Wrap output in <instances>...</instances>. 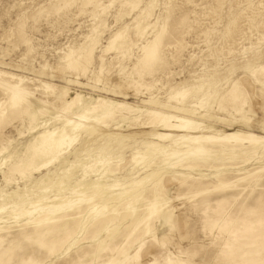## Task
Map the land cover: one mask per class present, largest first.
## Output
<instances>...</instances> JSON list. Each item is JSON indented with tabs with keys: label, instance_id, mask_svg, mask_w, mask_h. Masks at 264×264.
Wrapping results in <instances>:
<instances>
[{
	"label": "bare ground",
	"instance_id": "bare-ground-1",
	"mask_svg": "<svg viewBox=\"0 0 264 264\" xmlns=\"http://www.w3.org/2000/svg\"><path fill=\"white\" fill-rule=\"evenodd\" d=\"M183 1H188L189 4L192 2L195 6L198 4L195 0ZM52 2L57 13L62 9L73 8L76 11L72 10L75 12L74 15L90 14L93 22L91 29L88 28L90 32L83 36L86 43L77 45L79 39L76 44L69 43L67 48L64 47L67 49V51L64 49V54L60 52L63 54L61 60L67 67L87 70L89 64L94 61L100 45L102 30L99 27L102 22L98 17L105 11L104 1L53 0ZM127 2L128 0H122L121 5ZM132 3L135 8L139 5L135 0H132ZM262 5L254 6L249 3L234 14L223 38L235 39V43L249 38L248 32H254L264 24ZM156 6V0H151L147 8L142 9L132 24H129L135 29L137 41L129 38L131 26L126 25L113 32L108 43L102 46L103 53L114 50L117 53L116 58L120 61L130 57L133 46H137L141 54L126 78H129L131 83L137 85L141 83L140 86L146 87H151L157 80L152 77L153 81H142L144 74H155L160 65L162 68L163 63L167 64L164 61L162 48L169 32L168 27L171 28L169 18L171 16L170 20L172 19V12L179 7L178 4L169 7L167 18L164 17L165 20L159 31L156 30L158 19L156 18V21L151 19ZM43 12L45 13L39 8L35 16L38 17ZM126 14L128 13L120 7L115 17L117 20L123 19ZM189 14L186 10L178 20L173 19V21L177 26L187 24ZM240 14L242 17L246 16L250 26L243 28L240 34H236L240 29ZM73 20L76 21L74 18ZM23 23L19 24L17 34L20 42L26 43L28 34L23 31ZM179 27L181 28L182 25ZM34 29L36 30L35 27ZM181 45L182 40L175 46L179 48ZM231 51L230 49L229 52ZM104 66L102 60L101 71ZM262 70L264 66L253 70V73ZM28 80L29 78L24 76L0 69L1 178L9 185L12 181H16L18 176L23 180L34 179L36 173L45 169L47 171L56 169L60 174H64L73 167H80L82 173L74 179L76 183L73 186L57 180L61 188L57 192L45 187L33 191V196L23 192L22 199L17 203L11 202L8 205L0 200V264H137L140 251L133 255L130 251L137 246L138 241L149 233H153L154 240L157 239L158 231L154 230L157 229L158 224L164 227L176 225V207L163 188L164 178L167 181H176L181 188L189 191L191 211L195 209L194 207L201 209L213 202L215 215L210 217L212 212L209 211V215H204L205 219L198 217L204 234L210 237L213 245L226 246L228 251L233 244L243 256L259 251L260 244H256L248 236L253 234L248 227L249 225L257 227L262 223L260 219L262 217H258L259 213H256V210L260 209L257 207L260 199L258 198L255 203L253 202V206L247 207L241 214L239 207L236 212L231 211L232 205L237 203L240 196L245 200L249 195H254V192L258 193L261 181H264V134L256 133L249 128V118L246 115L243 114L240 118L234 115V112L242 113L247 101L245 95L239 92L238 82L227 92L229 95L227 106L230 107H226L222 101L219 103L221 108L231 110L228 118H218L210 110L205 112L202 106H199L202 100L189 102L187 98L192 93V88L185 86L174 91L167 98L168 104H161L168 106V110L162 106V109L137 108L136 110L144 117L145 124L152 127L147 135L153 141H145L143 147L135 148L130 160L133 167L116 173L119 170L118 166L121 165L120 162L124 160L123 154L118 150H108L105 144H98L99 141L106 140L105 136L108 134L97 131L99 128H106L109 124L107 119L112 113L107 112L106 109H122L126 105L114 104L110 100L98 97L93 98L85 107L74 113V108L83 105L80 96L77 95L66 108H57V114L53 115L49 109V101L36 96L34 89L27 85ZM259 81L264 100V80ZM44 85L49 89L52 86L48 83ZM194 88L200 89L199 86ZM67 91L66 89L65 93ZM240 97L243 98V102H238ZM172 101H177V104H172ZM101 108L105 109L103 113H99ZM195 115L206 119L196 118ZM209 119L226 121L229 128L221 129L215 124L208 123ZM14 120H18L19 123L13 126L16 127L19 136L26 137L19 148L13 145L12 137L2 131L3 127L10 125ZM134 120L130 121L134 122ZM74 150L79 154L78 159L75 162L68 161L66 166L69 168H65L63 163L70 159L69 156ZM154 162H156L155 167H153ZM41 174L39 187L46 185L45 174ZM216 193L221 194L216 195L218 197H210ZM260 196L264 197V190ZM108 198H112L113 201L108 202ZM254 243L256 245L253 246ZM43 251L46 260L40 259V253ZM233 256V253L227 254V258ZM166 264L197 263L192 258L170 257Z\"/></svg>",
	"mask_w": 264,
	"mask_h": 264
},
{
	"label": "rangeland",
	"instance_id": "rangeland-1",
	"mask_svg": "<svg viewBox=\"0 0 264 264\" xmlns=\"http://www.w3.org/2000/svg\"><path fill=\"white\" fill-rule=\"evenodd\" d=\"M52 1L53 0H0V69L16 73L27 79L29 78L27 85L34 89L36 96L43 97L49 101V109L53 115L57 114V108H66L73 97L77 95L80 96L83 105L75 106L76 108L73 110L74 113L78 112L81 107H85L93 98L103 97L112 101L114 104L124 103L126 105L125 108L106 109L107 112L112 113L107 119L109 124L106 128H99L97 131V133L101 132L108 134L105 136L106 140H102V142L99 141L98 144H105V146H108V150H118L123 154L124 160L120 162L121 165L118 166L119 170H117L116 173L133 167L131 165L133 163H131L130 160L135 148L143 147V142L145 141H153V139L147 135V132H149L152 127L145 124L144 117H142L141 113L136 109H150L154 107L162 109L163 107L168 110V106H162L161 104H168L167 98L174 91L184 86L192 88V95L190 94L187 98L189 102L202 100V104L200 103L199 106H202L205 112L210 110V112L218 118H228L231 110L221 108L219 103L222 101L226 107H230L227 106L229 102V95L227 92L238 82L237 86L239 92L245 95L247 101L242 113L234 112V115L237 118H240L243 114L246 115L249 118V128L256 133L264 134V100L262 97V87L259 81L264 80V70L253 73V70L264 66V24L258 29H255L254 32H248L249 38L247 39L249 40L241 39L235 43V39L226 40L223 38L225 29L234 14L244 9L249 3H252L254 6H256V4L259 6L263 4L261 10L262 13H264V0H195V2L198 3L196 6L193 5L192 2L189 4L188 1L183 0H156L157 6L154 9V14L151 19L153 21H156V18L158 19L156 30L159 31L161 30L165 18H167L166 16L168 15L169 9L175 4H178L179 7L174 10L175 12L173 11L174 15L172 12V19L170 20L171 16L169 18V25H171V28L168 27L169 32L162 48L163 57L165 56L164 61H166L165 63L167 64H162L163 69L160 65V68L158 67L156 69L155 74L145 73V77L143 76L144 78L142 81H153L152 77L157 80L151 87L140 86L141 83L138 85L131 83L129 78H126L137 62V57L141 54L137 46H133L132 55L130 57H126L121 61L116 58L117 53L114 50L104 53L102 51V46L108 43V39L112 33L126 25L131 26L129 38L133 41H137L135 29L129 24H132L142 9L147 8L151 0H135L139 4L136 8L133 7L132 0H128V4H123V6L121 5L122 0H103L105 11L103 13L101 11L103 15L98 17L102 22V25L99 27L102 30L100 45L96 51L94 61L91 65L89 64L87 70H83L82 68H69L61 59L65 50L67 51L64 47L67 48L69 43L76 44L79 39V44L77 45H80L82 42L83 44L84 42L86 43V39L83 36L90 32L91 22H93L90 14L82 13L80 16L77 14L74 15L73 12L75 9L73 8L72 10L74 11L69 9L72 11L73 15L68 8L65 9L66 12L62 9L57 13L53 8L55 5ZM202 1L203 3H201ZM90 7L91 6H89V8ZM120 7L128 14L125 15L126 18L123 17V19L121 18L122 20L118 19V22L115 16H117ZM39 8L43 9L45 13L43 12L37 17L35 15ZM186 10L190 13V18L187 24H181L182 27L180 28L179 26L181 25L179 24L177 26L173 19L178 20ZM61 11H63V13ZM67 11L70 13L69 16ZM53 14L56 15L54 16ZM76 15L78 17H76ZM73 18L76 19V21L73 20ZM240 18V29H238L236 34H240L243 28L246 29L250 26L246 21V16H241ZM21 22H25V24L23 23V31L26 35L28 34L26 36L28 42L26 43L24 41L20 42L17 34ZM15 25L17 27L19 25V27L17 28ZM78 25L80 28H78ZM88 28L90 29L88 30ZM173 28L174 30H172ZM14 33L16 35H14ZM11 34H13V36ZM168 36L169 38L171 36V39H169ZM13 38L16 41H14ZM181 40L182 45L178 48L175 45ZM7 41H9V43ZM230 49L232 50L231 52H229ZM27 50H29V52ZM60 52H63V54ZM27 53L30 55H27ZM102 60L105 66L101 71L100 66ZM146 75L149 76L147 77ZM45 83L52 85L50 89L44 85ZM198 86L200 89L194 88ZM66 89L68 90L67 93H65ZM239 101L243 102V98L240 97L238 99V102ZM172 104H177V101H172ZM104 110L103 108L99 109V113H103ZM194 117L204 119L200 117V115H195ZM132 119H135L134 122L130 121ZM17 122L18 120H14L10 125L3 127L5 130L2 129V131L4 134L8 133L7 135H10L14 140L13 145L19 148L26 140V137H20L16 127H13L19 124ZM207 122L215 124L221 129L229 128L226 121L209 119ZM84 136L85 133L83 137ZM108 139H110V141H107ZM155 141L164 143V141ZM78 155L76 150H74L73 154L69 156L70 159L63 163L65 168H69V166H66L68 161L71 160L75 162V160L78 159ZM153 164V167H155L156 162ZM205 171L209 172V170ZM41 173L45 174L46 185L43 187H39L42 178ZM81 173L82 169L80 167H73L64 174H60V171L56 169L51 171L45 169L42 172L36 173L34 179L23 180L18 176L16 181H12L9 185L0 176V200L8 205L11 202L17 203L22 199L23 192L33 196V191H39L45 187H48L49 190L53 192H57L61 189L57 180H61L64 184L73 186L76 183L74 179L80 176ZM261 183L259 188L262 190L258 188V193L257 191L254 192V195H249L245 200L242 199L244 198L243 196H240L237 203L232 205L231 210L236 212L239 207V214H241L247 207L253 206L252 204H254L258 198L260 199V202L258 201L257 203V207L260 209L259 211L256 210V213H259L258 217H262L260 218L262 223L257 227L254 225H249L248 227V230L253 233L248 236H250L256 244H260L259 251L255 249L258 254L253 252L254 254L243 256L241 251L237 250V246L233 244H231V250L228 251V247L226 248V246L213 245L212 240L209 239L210 237L204 234L201 221L198 218L201 217L205 219L206 217L204 215H209L211 212L212 213L209 215L210 217L211 215H215V213H213L215 212L214 204H212L213 202H210L211 204L201 209L194 207L195 209L191 211L190 204L192 202L189 198V191L181 188L176 181H167L164 178L162 180L163 188L167 191L170 200L176 207V225H174V227H164L158 224L157 229L154 230L158 231L156 235L157 239L155 240L153 233H149L142 237V239L138 241L137 246H134L130 251L132 255L140 251L139 262L137 264H166V261H168L170 257H180L181 259L192 258L197 264H264V197L260 196L261 192L264 190V181H261ZM220 194L216 193L210 197H218L216 195L220 196ZM241 199L244 202H242ZM107 201L111 202L113 199L108 198ZM196 210L198 211L196 212ZM209 216H207V218ZM256 244L254 243L253 246ZM22 251L21 249L20 252ZM30 251L31 249L28 250V252ZM231 253H233L234 256L232 258H227V254L229 255ZM40 259H47L44 251L40 253Z\"/></svg>",
	"mask_w": 264,
	"mask_h": 264
}]
</instances>
